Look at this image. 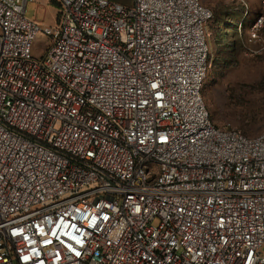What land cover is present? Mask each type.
<instances>
[{
  "label": "built area",
  "instance_id": "1",
  "mask_svg": "<svg viewBox=\"0 0 264 264\" xmlns=\"http://www.w3.org/2000/svg\"><path fill=\"white\" fill-rule=\"evenodd\" d=\"M29 2L0 0V264H264V133L211 120L212 12Z\"/></svg>",
  "mask_w": 264,
  "mask_h": 264
},
{
  "label": "rangeland",
  "instance_id": "2",
  "mask_svg": "<svg viewBox=\"0 0 264 264\" xmlns=\"http://www.w3.org/2000/svg\"><path fill=\"white\" fill-rule=\"evenodd\" d=\"M108 1L123 7L134 2ZM242 1L244 4L240 0H201L213 14L207 26L210 68L203 97L216 127H230L254 138L264 133V20L254 28L259 18H264V1ZM229 8L239 9L241 17L228 19L223 11ZM59 11L56 0H34L26 7V18L53 28ZM226 21L228 27H224ZM48 44L46 36L38 35L33 55L45 57ZM233 44H238L236 51Z\"/></svg>",
  "mask_w": 264,
  "mask_h": 264
},
{
  "label": "crops",
  "instance_id": "3",
  "mask_svg": "<svg viewBox=\"0 0 264 264\" xmlns=\"http://www.w3.org/2000/svg\"><path fill=\"white\" fill-rule=\"evenodd\" d=\"M240 2H241V0H240ZM223 13H225V16L228 19H234V18H237V17H241V14H242L241 12H239V9H237V8H229V9L223 11Z\"/></svg>",
  "mask_w": 264,
  "mask_h": 264
},
{
  "label": "trees",
  "instance_id": "4",
  "mask_svg": "<svg viewBox=\"0 0 264 264\" xmlns=\"http://www.w3.org/2000/svg\"><path fill=\"white\" fill-rule=\"evenodd\" d=\"M227 25H229L228 22H226V23L224 24V27H226ZM227 27H228V26H227ZM227 35H228V33H227ZM232 46H233V50L236 51V50H237V47H238V44H233Z\"/></svg>",
  "mask_w": 264,
  "mask_h": 264
}]
</instances>
